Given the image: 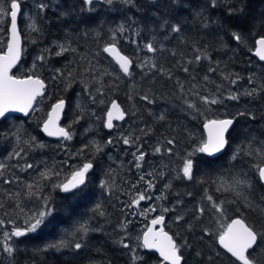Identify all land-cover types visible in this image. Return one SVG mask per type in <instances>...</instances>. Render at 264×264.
Listing matches in <instances>:
<instances>
[{
    "label": "trees",
    "instance_id": "trees-1",
    "mask_svg": "<svg viewBox=\"0 0 264 264\" xmlns=\"http://www.w3.org/2000/svg\"><path fill=\"white\" fill-rule=\"evenodd\" d=\"M45 4L48 5V8L44 12H39L38 9L33 10V17L37 18L41 32L33 31L28 39L20 31L23 40V54L14 74L18 76L37 75L44 80L47 89L43 99L46 98L48 103L42 110L31 113L27 118L1 121L0 133H11L15 130L16 125H21L28 134L35 136L40 143L45 145L42 149L37 148L28 152L25 157L28 163L37 159L55 160L58 161L56 167L65 173L67 171L66 165L63 163L65 160L69 164L72 162V168L73 166H82L83 163L92 160L94 169L89 174L88 190L82 197H73L58 189L54 190L50 186L44 189L43 194L50 196L56 205L55 224L58 226L48 225L36 233L20 238L16 242L18 250L14 257L9 258L7 254L2 253L0 264H133L132 253L118 243L122 237H129V235L124 231L123 223L114 210L116 207L114 204L115 190L112 189V194L109 195L105 189L100 187V181H113L115 180L114 174L120 172L114 170L111 158H109L111 163L107 159L106 151L99 154L95 152V140L104 142L108 135L103 127L104 118L101 119L100 128L94 130L90 125L91 120L88 115L80 119L79 123H74L78 114L84 111L82 109L85 106L84 102H91L84 88L87 86L93 95H97L95 87L100 86L92 78L98 72L85 71L88 68L87 60L92 59L96 50L102 47L110 30L123 23L126 26L131 25L132 29L138 30L140 33L139 36H134L133 30H129L125 33L126 38L121 37L119 43L123 54L133 58L135 62L144 59L145 55L153 56L152 53H147L144 50V44L153 37L157 42H163L169 50L182 51L186 57L194 55L193 48L199 45L207 48L212 62H220L221 70L238 73L244 77L236 89L242 91L240 85L251 86L248 85L247 78L252 74L255 64L258 63L252 53L255 39L264 36V0H220V6L216 8L210 7L208 0H176L175 3L173 0H157L155 2L135 0L134 7L119 3L114 6L100 4L98 10L95 9L91 12L81 10L85 7L82 0H59L55 4L51 0H46ZM229 4L232 7H242L243 11L229 15L227 11ZM198 12H203V19L209 24L208 28L203 27L201 17L197 15ZM177 23L182 26L181 33H170L168 25ZM86 31L89 34L84 36ZM97 31L101 33L99 38L95 35ZM234 32L241 34L243 43L238 44L233 39L232 33ZM166 33L169 36L168 39H164ZM68 37L75 41L72 46L78 49L77 53L68 52L62 56H56L55 45L66 42ZM133 38L137 40V44L129 42ZM46 49L50 52H45ZM42 53L47 56L43 63L37 60V57ZM156 55L158 57L159 54ZM81 57L87 59L82 60ZM33 58L35 64L44 72L38 73L34 71L35 69L31 71L30 64ZM180 58V56L173 58L166 52L164 58L159 62L165 68H171L174 74L183 80L186 74L173 67L175 60ZM135 62L133 77L130 79L124 77L118 67L103 54L101 63L97 65L98 71L102 72L107 69L113 72L114 76L103 78L105 95H97L96 105L93 109H96L97 113H104L111 100L115 99L126 111V121L133 123L137 132L136 136L140 137L143 143L148 141L155 147L166 148L168 147L166 141L175 137L177 143L173 153L169 155L165 152L173 162L180 165V157L197 147L199 142L190 137L196 133L203 134L202 126L206 119L235 118L234 127L229 133L230 147L220 156V159H208L197 153L196 158L201 163L198 165L199 171L194 175L193 180L176 178L173 181L171 188L167 191L166 202L173 198L175 201L179 199L183 203L176 206L177 211H172V213H175L176 216L182 209L187 219L195 205L207 203L203 200L207 191V194L213 195L214 199L236 201V204L226 203L225 207L229 211L224 217L225 222L229 217L235 218L242 214L247 218V222L255 224L257 228L264 229V201H261V197L264 196V185L259 183L256 175L251 176L253 187L246 191L249 193L248 200L252 206L245 204L243 199L237 198L235 193L224 191L220 185L221 180L237 176L241 172H249L252 166L260 163L255 156L242 155L235 161H232L230 157L237 145L242 144L243 148L247 150L246 146L249 145L252 137L264 140V94L255 99L243 95L239 101L224 99L223 103L212 106L210 110L201 105L200 110L204 114L198 115L188 110L182 100L172 95V82L164 83L159 77L152 80L143 76ZM208 64L209 61H202L200 65L196 66L199 77H203L207 73ZM57 69H61L65 73L73 70V77H60L57 75ZM115 75H119L121 79L115 80ZM210 75L212 80L220 81L221 72L218 71ZM162 83H164V87H161ZM108 85L111 87H107ZM208 88L212 91L215 90L211 84L208 85ZM222 91L224 96L228 95L227 90L222 89ZM144 93L154 97L156 102L148 104L146 101H142L139 97ZM129 94L133 96V99H129ZM60 99L66 102L62 126L67 128L71 125L73 139L52 142L42 136L40 127L50 107ZM101 99L104 100L103 104L100 103ZM42 100H38L36 107ZM77 101H80L79 105L82 107L77 108ZM241 107L246 108L243 111L245 115L236 113L235 109ZM93 109L90 112H94ZM132 113L135 114L132 115ZM160 114L165 115V120L158 119ZM86 129L88 131H85ZM140 129H150L151 131L145 135ZM26 138L27 136H25ZM85 144L89 147L81 155H74ZM104 144L106 145V143ZM14 147L15 141L11 137L0 136V160L11 165L8 174L11 169H17V160L8 159V155ZM62 158L65 160L59 162ZM25 159H21L19 163L23 164ZM210 161L214 162L210 163ZM109 165L112 166L109 167ZM260 166H264V161L260 163ZM3 185L0 183V186ZM218 186H220L219 191L217 190ZM188 193L192 195L189 196ZM1 196L2 194H0V202H10L5 198L2 199ZM98 203L103 206L105 212L103 217L94 216L91 211ZM237 205H239V211H237ZM35 207H38L37 202ZM82 216L84 219H90L91 226L100 228L99 231H93L86 237V248L77 252L71 248L57 251L48 247L62 238L68 239L65 233L70 231ZM203 219L205 221L203 225H195L193 221L194 228L191 232L187 230V225L183 221L175 223L177 234L169 228L165 231L172 235L180 245H183L187 240L188 247L181 249L186 264H231L229 256H225L216 244L215 236L201 237V229L208 225L207 215ZM5 227L10 230L12 226L5 225ZM210 227L213 232H216L218 224L213 222ZM125 242L128 243L127 240ZM138 249L137 255L144 257L146 254L141 250V247ZM218 252L220 255H217ZM147 257L152 259V263H159L156 256L147 255Z\"/></svg>",
    "mask_w": 264,
    "mask_h": 264
},
{
    "label": "snow or ice",
    "instance_id": "snow-or-ice-1",
    "mask_svg": "<svg viewBox=\"0 0 264 264\" xmlns=\"http://www.w3.org/2000/svg\"><path fill=\"white\" fill-rule=\"evenodd\" d=\"M24 0H0V33H4L3 26L8 25L7 32L4 33L8 38L6 40V49L0 46V121H8L11 119H18L14 114H23V116L28 117L30 113L38 110L34 107L37 102L38 97H42L45 91V82L37 75H24L17 76L13 74V69L17 66L18 62L21 60L22 46H21V36L18 29V17L22 16L21 4ZM175 3L176 0H173ZM84 8L82 11H94L96 4H104L108 6H114L119 3L125 6H135V0H82ZM208 5L212 8L220 6V0H208ZM39 12H44L48 5L40 2L35 5ZM228 14L233 15L237 12H242V7H232L229 4L227 8ZM198 16L201 17L203 27L208 28L209 24L203 19V12H198ZM31 21L29 27L32 31L40 33L41 29L38 26L37 18L29 16ZM169 32L179 34L182 31V26L177 23L173 25H168ZM129 30H133L134 36H139V31L132 29L131 25L126 26L125 24L118 25L115 29L110 30L108 38L103 42L102 47H99L93 54L92 59L87 60L88 68L85 69L86 72H98L92 78L96 84L100 85L95 87V92L99 96L105 95L104 92V80L105 76H114L113 72L104 69L102 72L98 71L97 65L101 63L103 54H107L118 65L119 72L123 74L124 77H133V65L134 59L130 58L128 55L123 54L121 48L119 47L121 37H125V33ZM89 33L86 31L83 35L87 36ZM96 37L99 38L101 33L97 31L95 33ZM233 39L238 43H243V38L240 33H232ZM126 38V37H125ZM169 36L166 33L164 39H168ZM132 44H137L135 38L129 41ZM3 42L0 41V44ZM75 43L71 37L66 39L64 43H57L55 47L57 51L56 56H62L65 53L72 52L77 53L78 49L72 45ZM99 43V40H97ZM195 43V42H194ZM255 51L254 55L259 58L260 61H264V36H260L254 41ZM144 50L147 53H152L153 56H146L144 59L136 63V67L140 68L143 76L149 79L156 80L158 77L164 83L172 82L171 87L173 89L172 95L176 96L178 99L182 100L183 105H186L187 109L193 111L195 114L203 115L200 106H204L205 109L210 110L212 106L223 103L224 99L239 101L241 96H247L255 99L257 96L264 94V79L258 81L255 74H251L247 78L248 85H253L251 88H244L243 85L240 87L242 91L236 90L237 85L244 77L240 76L238 73L225 72L219 68V61L212 62L211 56L208 54L207 48L197 45L193 48L194 55L191 57H186L184 53L177 52L175 49L169 50L166 48L163 42H157L155 37L148 40L144 44ZM251 50V49H250ZM45 52H50L46 49ZM168 53L171 57L175 58L180 56V59L175 60L173 65L177 71H182L185 78L182 80L179 76L175 75L171 68H165L163 64L159 61L164 58V54ZM156 54H159L158 57ZM47 59L46 54L42 53L37 57V60L44 62ZM82 60L87 59L86 57H81ZM95 60V63H93ZM202 61H209L207 73L203 77H199L196 72V66L200 65ZM35 67V63L33 65ZM221 72L220 81H214L211 79L212 73ZM57 75L60 77H73V70H69L65 73L61 69L56 70ZM54 79L56 77H53ZM121 77L115 75V80L119 81ZM159 82V81H157ZM164 83L161 87H164ZM213 85L214 91L209 90L208 85ZM107 87H111L108 85ZM223 90L228 91V95H223ZM84 91L88 93V96L92 103H96L97 95H93L92 91L86 86ZM178 94V95H177ZM142 101H146L148 104L155 103V98L150 97L148 93H144L139 97ZM129 99H133V96L129 94ZM100 103L103 104L104 100L101 99ZM65 107V101L63 99L58 100L53 106L51 111L47 115V119L43 121L42 131L49 137L61 138L63 141H71L73 139V133L71 132V125L67 128L61 127L58 123L60 114ZM78 107H82L78 105ZM126 111L121 107V105L115 100H111L110 105L106 108V119L103 122V127L106 129H113L114 120L123 121L126 116ZM135 113H132L134 115ZM88 113L82 111L78 114L77 119L74 123H79V120L87 116ZM95 116V113H91ZM239 115H245L244 112H240ZM251 116V114L249 113ZM165 115L160 114L158 119L165 120ZM254 119V117H252ZM235 123V118H225V119H206L203 123V129L206 133V138H202L201 142L195 147L191 152L180 157V166L176 169L177 179L192 181L194 175L199 171L198 165L201 163L200 160L196 158L197 153L206 154L209 157H214L215 160L220 159V155L224 154L226 149L230 147L229 143V133L230 129ZM85 131H88L86 129ZM142 133L148 135L150 129H140ZM0 136L4 138L11 137L15 141V147L13 151L9 153L8 159H16L17 165L21 171L27 172L29 169H36V178L32 182H24L23 187L25 189L24 193L13 192L11 190H5L3 197L7 200H13L15 208L19 209L20 213H24L25 209L22 206L20 200L22 195L30 201H35L38 203V207L35 210H29L25 215L23 220V226L18 224L16 220L9 219L8 224L12 227L10 230H2L5 225V220L0 219V253L7 254L9 258L14 257V254L18 250L17 241L31 233H36L43 227L55 224L57 211L56 205L53 199L44 195V189L49 186L63 193L71 194L73 197H82L88 190L89 174L94 169V163L92 160H88L83 163L82 166H73V171L70 176L64 179H59L61 172L59 168L55 166H49L45 162L43 168L35 163H28L25 157L30 150L37 148H44L45 145L40 143L35 136H31L27 133L21 125H16L15 130L11 133H0ZM25 136L27 138L25 139ZM119 140L122 141L123 145L131 146L136 145V152L132 155L136 160L135 167L139 169L141 167V161H144L146 153L141 151L142 145L139 144L140 137L135 136L132 132L125 134L121 132ZM114 143L113 138L109 137L106 141V145H112ZM177 141L175 137L168 139L166 144L168 147L162 148V146H157L154 148V154L163 155L165 152L169 155L173 153L174 147ZM252 143L258 146L253 148ZM23 145V146H21ZM89 145L85 144L78 150L74 155H81ZM103 151V148L97 144L95 146V152L99 154ZM254 156L258 155L264 160V140H257V138L252 137L249 142V148L245 150L242 144L237 145L233 150V154L230 159L232 161L237 160L240 156ZM111 158V157H110ZM25 159L23 164L19 161ZM214 162V161H210ZM67 164L68 161L63 162ZM11 165L0 163V183L4 185H13L14 183L20 182V177L15 175V173L8 174V169ZM164 167H167L165 165ZM255 174L259 183L264 184V166H260V163L252 166L249 172H241L237 176L230 178V183L227 185H222L224 191H230L235 193V196L239 199H243L245 204L251 205L248 197L244 195V192L253 187L251 176ZM110 175V173H109ZM159 176L161 180L165 178V172L161 169L158 172H148L142 174L139 177L140 181H143L146 185V189L137 193L135 199L131 200L127 207L139 206L141 201L151 200L152 196L149 194L151 191L156 189V184L154 179H149L148 177ZM100 187L105 189L109 195L112 194V185L108 181H100ZM137 184H133L132 188H136ZM164 189H170L171 184L165 183L163 185ZM218 191L220 186H218ZM191 196V193H188ZM166 198L163 195L157 197V199ZM207 203L197 204L188 214V218H185L184 214H178L175 216V222L180 223L183 221L187 225V230L191 232L194 228L193 221L195 225H203L205 223L204 217L207 215L208 225L201 229V237L204 236L213 237L215 236V242L219 249L223 250L225 256H229L231 264H264V229L257 228L255 224L247 222L245 216L237 215L235 218H228L225 222L224 217L227 216L229 209L225 207L226 203L236 204V201H225L214 199L213 195L207 194L203 198ZM261 201H264V196L261 197ZM177 206L182 204L181 200H177ZM5 207V203L0 202V209ZM94 216L103 217L105 212L101 204H96L93 209H91ZM148 211H156L155 207L144 210L143 214ZM163 212L177 211V207L172 209L163 208ZM237 211H239V205H237ZM7 215V213H5ZM86 215V214H85ZM165 221V216L163 214L157 215L155 218L151 219L150 225L147 227L146 231H143L142 237H137L139 241L138 247L148 250H156L159 255L163 258L166 264H186L184 254L182 252V247H188L187 240L184 241L183 245L176 242L172 235L164 231L163 227L157 228L158 225H163ZM215 222L218 224V229L216 232L211 230L210 225ZM99 227L91 226L90 219H84L82 216L79 221H77L71 230L66 232L65 235L68 239H61L56 243L49 245L48 247L54 248L57 251L63 248H71L74 251H79L87 247L86 237L93 231H99ZM127 236L122 237L118 243L125 249H129L132 253L133 264H146L144 258L137 255L136 247H130L128 243L125 242ZM199 255V253H198ZM217 255H220L218 252ZM232 258H235L234 260Z\"/></svg>",
    "mask_w": 264,
    "mask_h": 264
},
{
    "label": "rangeland",
    "instance_id": "rangeland-1",
    "mask_svg": "<svg viewBox=\"0 0 264 264\" xmlns=\"http://www.w3.org/2000/svg\"><path fill=\"white\" fill-rule=\"evenodd\" d=\"M45 1L46 0H24V2L21 4V12L23 15L20 16V19H19V29L20 31H22V34L26 36V38H28V36L33 32L31 28L29 27L31 23V21L29 20V16L33 17V10L34 11L37 10L35 6L36 4L40 2L45 3ZM51 2L55 4V3H58L59 0H51ZM100 6H101L100 4H96L95 9L98 10ZM3 28H4V33H6L8 25L5 24ZM4 33H0V41L3 42L2 44H0V46L6 49L7 36L4 35ZM28 39H30V37ZM34 63L35 62L33 58L30 64L31 71L35 69L34 70L35 72H38V73L44 72L36 64H35V67H33ZM252 70H253L252 74L253 73L255 74L258 81L261 79H264V66H262L260 63H257L255 64V67ZM244 87L251 88L253 87V85H251L250 87H246V86ZM46 103H48V100L45 98L42 100V102L38 104L37 106L38 110H42ZM76 104L78 108L80 101H77ZM84 104L85 106L82 107V109L86 111V113H88V117L91 120V124H90L91 127L93 128V130L95 128L96 129L100 128L101 119L104 118L106 112L97 113V110L93 109L96 103L84 102ZM92 109L94 110L95 116L91 115V113L93 112H90V110ZM235 110H236V113H240V112L245 111L246 108L241 107ZM121 132L125 134L132 132L135 136L137 133L133 123H130V121L127 120L121 124H116L113 131L111 133H108V135L105 137L104 142L95 140L94 143H95V146L97 144L101 146L103 142L102 147H103V151L107 152V159L109 160V158L111 157L114 170L120 171L119 173L114 174L115 180H116V177L118 178L116 181L115 180L108 181L109 184L112 185V189L115 190L114 204L116 205V207H114V210L116 212V215H118V217L120 218L121 223H123L122 226L124 228V231L129 235V237L127 236V239H126L128 244L131 247H136V251L139 252V249H138L139 241L137 240V237H142L143 231L147 229L148 224L151 221V219L155 218L157 215L163 214L165 216V223H164L165 229L169 228L172 231H174L175 234H177V227L175 226L176 222H175V217H174L175 213L173 214L172 211H168V212L162 211L163 208L172 209L174 206L176 207L177 201H175L173 198H170V200L166 202L168 189H164L163 185L165 183H170L171 185L173 184V181L176 179V176H177L176 169L180 165L170 160L167 157L166 153H164L163 155L154 154L155 146L148 141L143 143L140 139L138 143L142 145L141 151L145 152L146 155H145L144 161L140 162L141 167L137 169L135 167L136 160L134 156L132 155L137 150L136 145H131V146L123 145L122 141L119 140V136ZM109 137L113 138L114 143L112 145L105 146L104 143H106ZM190 138H193V140L195 139V141H198L200 143L202 138H204V134L200 135V133H196V134H193V136ZM251 146L255 148L258 145H256L255 143H252ZM246 148L248 149L249 145H247ZM254 156L258 162L263 163L264 160H262L260 156L258 155H254ZM64 160L65 159L62 158L61 161L59 160V162H63ZM41 161L45 162L49 166H55V167L58 163V161L48 160V159H40V160L37 159L32 163H35L39 165L40 168H43L44 164H42ZM2 162L3 161L0 160V163ZM112 165H109V167H111ZM165 165H167V167H164ZM161 169L165 172V178L163 180H161L159 176H155L154 178L148 177L149 179H154V183L156 184V189L149 193L152 196V199L141 201L139 206L127 207L129 202L136 198L137 193L144 191L146 189V185L144 184V182L139 180L140 175L146 174L148 172H158ZM16 170L11 169L10 174L15 173V175L19 176L20 182L14 183L13 185L0 186V194H2L1 196L2 199H4L3 193L5 192V190H11L13 192H20L23 194L25 191L23 187V183L32 182L36 178V171H37L36 169H29L30 171L28 172L21 171L20 169H18V171ZM65 176L66 175H64V173L61 172L59 179H64ZM68 176H70V174L67 175V177ZM228 177H231V176H228ZM229 183H230V178H227V179L221 180L220 185L221 186L227 185ZM133 184H137V187L132 188ZM246 191L244 193H246ZM161 195H163L166 198L157 199V197H160ZM245 195L249 198V193H246ZM9 201L10 202L8 203L3 202L5 203V207L0 209V219L5 220V225L12 226L11 224H8L7 221L9 219H13V220H16L18 224L21 223V226H22L24 217L28 213V211L36 209L35 207L36 202L30 201L26 197V195H22L20 202L22 206L24 207L25 211L24 213H20L19 209L15 208L14 201L13 200H9ZM151 207H155L156 211H148L146 214H143L144 210L149 209ZM179 212L180 213L178 214L184 213L182 209ZM5 213H7V215H5ZM5 225L2 230H8L6 229ZM141 250L143 251L142 247H141ZM147 255L149 254H146L144 257L143 255H139V256L144 258V261L146 262V264H155L151 262L152 259L148 258ZM1 259H2V253H0V261ZM138 264H140V262H138ZM158 264H161L160 260Z\"/></svg>",
    "mask_w": 264,
    "mask_h": 264
},
{
    "label": "water",
    "instance_id": "water-1",
    "mask_svg": "<svg viewBox=\"0 0 264 264\" xmlns=\"http://www.w3.org/2000/svg\"><path fill=\"white\" fill-rule=\"evenodd\" d=\"M148 1H150V2H155V1H157V0H148ZM19 19H20V17H18V29H19ZM19 32H20V29H19ZM20 36H21V34H20ZM7 38H8V37H7ZM21 46H22V54H23V40H22V37H21ZM254 51H255V46H254ZM254 51H253V53H252L253 58H255V60H256L258 63L264 65V61H260L259 58L256 57V56L254 55ZM22 54H21V58H22ZM105 55H106L107 58H109V59L115 64V62L112 60L111 57H109L107 54H105ZM20 62H21V60L18 62L17 66L13 69V74H14V72L17 70V68L19 67ZM116 66L118 67V65H116ZM45 86H46V87H45V91H46V89H47V85L45 84ZM45 91H44V94H43L42 97H38V98H37V102H38V100L42 99V98L45 96ZM37 102L34 104V107L36 106ZM53 105H54V104H53ZM53 105H52V106H53ZM109 105H110V104H109ZM109 105H108V106H109ZM52 106L50 107L48 113L51 111ZM65 109H66V102H65V107H64L63 111L61 112V114H60V118H59V121H58V123H59V125H60L61 127H63V126H62V121H63V114H64V112H65ZM48 113H47V115H48ZM14 115L17 116L18 118H27V117L23 116V114H14ZM30 115H31V113H30ZM30 115H29V116H30ZM29 116H28V117H29ZM46 119H47V117H46ZM105 119H106V113H105V116H104V120H105ZM126 119H127V116H125V119H124L123 121H120V120H114V121H113L114 127H115L116 124H121V123L125 122ZM0 122H1V121H0ZM233 127H234V125H233ZM233 127L230 129V132H231V130L233 129ZM104 129H105V131H106L107 133H111V132L113 131L114 128L111 129V130H109V129H106V128L104 127ZM202 132H203V134H204V138H206V133L204 132L203 126H202ZM41 134H42L46 139L51 140V141L62 140L61 138H57V137H49V136H47V135L42 131V126H41ZM202 155H203L204 157L208 158V159H214V157H209V156H207L206 154H202ZM220 156H221V155H220ZM263 185H264V184H263ZM164 223H165V221H164ZM149 225H150V224H149ZM149 225H148V226H149ZM159 227H164V224H163V225H158V226H157V228H159ZM145 231H146V230H145ZM164 231H165V230H164ZM169 235H170V234H169ZM142 249H143V248H142ZM143 251H144L146 254H149V255H155V256L160 260L161 264H166V262L163 261V258L159 255V252H157L156 250H154V249H152V250L143 249ZM222 251H223V250H222ZM228 256H230V254H229ZM232 259L234 260L235 258H232ZM237 263L239 264V262H237Z\"/></svg>",
    "mask_w": 264,
    "mask_h": 264
},
{
    "label": "flooded vegetation",
    "instance_id": "flooded-vegetation-1",
    "mask_svg": "<svg viewBox=\"0 0 264 264\" xmlns=\"http://www.w3.org/2000/svg\"><path fill=\"white\" fill-rule=\"evenodd\" d=\"M65 113V112H64ZM11 120H13V121H16L17 119H11ZM57 141H59V140H57ZM63 141V140H62ZM52 142H55V141H52ZM3 163V162H2ZM66 166V168H67V171H65V173H64V175H66L65 177H67V175H69V174H71V170H73V168H72V162H70V164L69 163H67V164H65ZM149 224H150V222H149ZM148 224V225H149ZM164 230H165V225H164Z\"/></svg>",
    "mask_w": 264,
    "mask_h": 264
},
{
    "label": "bare ground",
    "instance_id": "bare-ground-1",
    "mask_svg": "<svg viewBox=\"0 0 264 264\" xmlns=\"http://www.w3.org/2000/svg\"><path fill=\"white\" fill-rule=\"evenodd\" d=\"M55 104V103H54ZM36 107V106H35ZM46 117H47V115H46ZM63 117H64V114H63ZM45 120H46V118H45ZM43 124V123H42ZM42 126V125H41ZM40 133H41V127H40ZM43 136V135H42ZM44 137V136H43ZM45 138V137H44ZM46 139V138H45ZM51 141V140H50Z\"/></svg>",
    "mask_w": 264,
    "mask_h": 264
}]
</instances>
